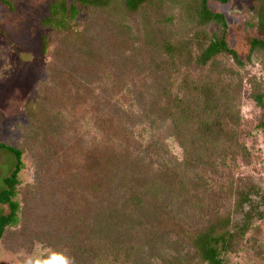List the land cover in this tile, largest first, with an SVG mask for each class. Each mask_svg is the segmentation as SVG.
<instances>
[{
    "label": "trees",
    "instance_id": "obj_1",
    "mask_svg": "<svg viewBox=\"0 0 264 264\" xmlns=\"http://www.w3.org/2000/svg\"><path fill=\"white\" fill-rule=\"evenodd\" d=\"M209 1L228 0L50 1L28 124L17 147L0 142L15 161L0 247L67 249L75 264H232L244 244L259 254L247 234L264 226V195L241 168L264 132V78L246 69L264 40L243 61ZM244 100L260 111L252 126Z\"/></svg>",
    "mask_w": 264,
    "mask_h": 264
},
{
    "label": "rangeland",
    "instance_id": "obj_2",
    "mask_svg": "<svg viewBox=\"0 0 264 264\" xmlns=\"http://www.w3.org/2000/svg\"><path fill=\"white\" fill-rule=\"evenodd\" d=\"M1 1L6 3V0ZM8 1L9 5H5L8 9L0 5V142L17 147L22 131L28 124L23 108L36 97V85L44 78L41 38L48 33V29L40 21L46 15L51 0ZM208 6L214 13L225 16L228 29L226 41L245 61L252 39L264 40V0H228L225 4L209 1ZM228 63L232 65L230 61ZM263 66V57H252L246 69L261 80L264 78ZM242 104L240 109L246 121L259 115V109L253 108L251 101L244 100ZM253 124L254 120L251 126ZM247 143L249 147L253 145L251 151L257 159L250 167L241 168V173L251 175L264 195V132H254L253 141ZM170 146L171 154L180 157L177 156V147L172 143ZM14 162L9 152L0 150V191L4 188V179L13 170ZM23 162L26 167L19 174V179L27 184L32 181V167L26 158ZM232 206L230 201L225 209L232 210ZM7 213L8 207L0 204V216ZM239 221V216L233 218L234 223ZM257 225L259 229L256 228V234L254 227ZM253 226L247 238L256 240L259 254L256 255L244 244L241 251L229 257L232 264H264V226L258 220L254 221ZM43 252L38 244L30 252L22 248L15 253L1 246L0 264H23L29 256H41Z\"/></svg>",
    "mask_w": 264,
    "mask_h": 264
},
{
    "label": "clouds",
    "instance_id": "obj_3",
    "mask_svg": "<svg viewBox=\"0 0 264 264\" xmlns=\"http://www.w3.org/2000/svg\"><path fill=\"white\" fill-rule=\"evenodd\" d=\"M23 264H75L74 258L67 249L49 250L48 253L32 257L29 256Z\"/></svg>",
    "mask_w": 264,
    "mask_h": 264
}]
</instances>
